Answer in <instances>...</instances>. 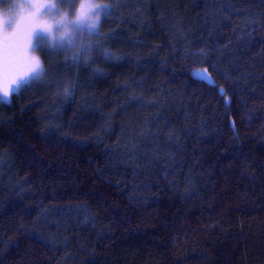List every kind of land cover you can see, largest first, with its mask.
I'll use <instances>...</instances> for the list:
<instances>
[{"label": "trees", "instance_id": "trees-1", "mask_svg": "<svg viewBox=\"0 0 264 264\" xmlns=\"http://www.w3.org/2000/svg\"><path fill=\"white\" fill-rule=\"evenodd\" d=\"M98 2L90 67L0 98V264H264V0Z\"/></svg>", "mask_w": 264, "mask_h": 264}, {"label": "snow or ice", "instance_id": "snow-or-ice-1", "mask_svg": "<svg viewBox=\"0 0 264 264\" xmlns=\"http://www.w3.org/2000/svg\"><path fill=\"white\" fill-rule=\"evenodd\" d=\"M24 3L30 7L21 12L11 30L0 22V98L4 101H9L13 93L19 92L23 86L31 84L36 78L44 82L47 72L41 58L33 52L37 34L53 31V24L48 19L53 9L60 12L58 26L65 32L72 33L69 47L66 48V51L71 53L72 62L76 63L81 57H85L84 63L90 67L95 62L91 57L94 48L103 49L104 41L109 39L108 34L103 32L104 21L113 15L114 8L121 6L119 3H104L98 0H24ZM120 22L123 23V20ZM85 37L88 39L85 40ZM103 54L106 59L109 58L106 51ZM195 55L201 58L202 63H208V52L201 49ZM62 66H68L67 55ZM96 71L99 74V70ZM201 75L211 77L207 67L202 70ZM50 79L52 85H56L58 73L54 71ZM77 89L78 84H73L71 88L65 87L64 97L75 99ZM220 90L224 92L223 88ZM232 126L235 129V121H232ZM51 131L62 133L64 129L55 127ZM173 138L171 135L166 137Z\"/></svg>", "mask_w": 264, "mask_h": 264}, {"label": "clouds", "instance_id": "clouds-1", "mask_svg": "<svg viewBox=\"0 0 264 264\" xmlns=\"http://www.w3.org/2000/svg\"><path fill=\"white\" fill-rule=\"evenodd\" d=\"M29 5L16 0V2L9 3L6 7L0 8V22L4 26L12 21H16L22 11L29 9ZM60 12L58 9H53L51 15L48 17L49 21L53 24V31L51 33H42L46 37V46L49 48H60L61 50L69 47V40L72 37V33L65 32L63 28L59 27L57 21L59 19ZM37 46L34 45V51Z\"/></svg>", "mask_w": 264, "mask_h": 264}, {"label": "rangeland", "instance_id": "rangeland-1", "mask_svg": "<svg viewBox=\"0 0 264 264\" xmlns=\"http://www.w3.org/2000/svg\"><path fill=\"white\" fill-rule=\"evenodd\" d=\"M13 2H16V0H0V8H3V7H6L9 3H13ZM21 2H24V0H21ZM67 11V9H65ZM14 24H15V21H12L8 24V29L11 30L13 27H14ZM6 27V26H5ZM40 35H41V39H40ZM46 46V37L44 34H40L38 33L37 34V43H36V50L33 52V54L35 56H38L40 55V53L44 50V46ZM201 72L202 70H195L193 71L192 75L193 77H195L196 79H199V80H202V81H205L207 82L208 84H213V81H212V78L208 77V76H205V75H201ZM37 79V78H36ZM15 94V93H13ZM3 100V98H1ZM4 101V100H3ZM5 103L9 104L11 102V98L9 101H4Z\"/></svg>", "mask_w": 264, "mask_h": 264}]
</instances>
